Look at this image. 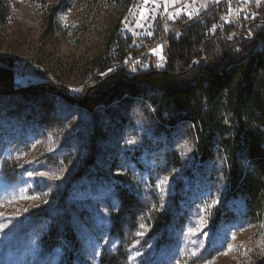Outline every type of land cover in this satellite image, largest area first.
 Instances as JSON below:
<instances>
[{
  "label": "rangeland",
  "instance_id": "1",
  "mask_svg": "<svg viewBox=\"0 0 264 264\" xmlns=\"http://www.w3.org/2000/svg\"><path fill=\"white\" fill-rule=\"evenodd\" d=\"M163 1V32L193 19L170 21L189 0ZM128 10L125 1L0 0V59L14 62L17 87L0 95V264H58L66 247L47 242L54 229L78 242L76 264H100L117 246L109 230L119 177L174 214L167 237L144 233L130 249L135 264H263L264 219L228 196L220 159L197 161L188 130L161 127L143 100L88 113L59 95L78 101L111 75L95 80L112 34L134 36L120 32ZM145 19L143 9L137 26ZM153 43L134 37L140 53L125 64L137 70L145 50L150 68L165 67L168 42Z\"/></svg>",
  "mask_w": 264,
  "mask_h": 264
},
{
  "label": "trees",
  "instance_id": "2",
  "mask_svg": "<svg viewBox=\"0 0 264 264\" xmlns=\"http://www.w3.org/2000/svg\"><path fill=\"white\" fill-rule=\"evenodd\" d=\"M108 1H125L129 13L136 0ZM145 11L143 25L149 18ZM260 14L262 24L251 28L252 38L243 34L231 38L235 28H228L226 35L210 39L209 25L184 22L180 32L167 40L165 67L147 71L128 67L125 60L140 53L132 48L134 37L151 42L160 35L162 26L159 24L155 33H134L130 39L120 36L115 40L113 33L95 80L112 72L110 76L86 88L78 101L64 86L51 89L65 91L59 95L88 113L130 100L148 103L161 127L189 131L199 163L223 162L222 179L228 196L242 199L250 218L260 222L264 219V6ZM124 26L125 21L121 33ZM15 67L12 60L0 59V95L16 92ZM115 188L117 209L112 212L109 234L117 246L113 252L105 249L99 263L135 264L130 249L144 233L149 239L167 237L174 214L164 209L156 194H137L126 178L119 177ZM50 234V245L65 241L66 252L59 256L58 264L82 260L73 237H64L58 229Z\"/></svg>",
  "mask_w": 264,
  "mask_h": 264
},
{
  "label": "built area",
  "instance_id": "3",
  "mask_svg": "<svg viewBox=\"0 0 264 264\" xmlns=\"http://www.w3.org/2000/svg\"><path fill=\"white\" fill-rule=\"evenodd\" d=\"M147 1H150L147 3ZM213 1L211 4H206L204 0H189L182 3L181 13H176L172 15L171 22H176L183 16L192 14V22H199L204 27L210 26V34L208 38H213L216 34H221V36L226 35L225 31L228 28H235V32L229 36H238V34H243L248 38H252V27L260 26L262 23L260 14V5H264V1L259 0H208ZM177 8V7H176ZM145 9L149 13L148 21L141 27H136L139 12ZM166 6L163 0H136L134 8L132 9V14L125 20L124 29L126 32L130 33H155L157 32V27L164 25L165 29L169 21L166 18ZM180 12V9H179ZM181 29L176 32L169 34L168 32H161L158 37L154 40L151 39V43L154 41V46L158 43L167 41L171 36H175L180 32ZM235 37V38H236ZM234 40V39H232ZM141 52V60L138 61L137 67L140 70L147 71L150 69L151 65L147 63V54ZM163 59H165V54H163ZM128 63V62H126ZM149 65V66H148Z\"/></svg>",
  "mask_w": 264,
  "mask_h": 264
},
{
  "label": "crops",
  "instance_id": "4",
  "mask_svg": "<svg viewBox=\"0 0 264 264\" xmlns=\"http://www.w3.org/2000/svg\"><path fill=\"white\" fill-rule=\"evenodd\" d=\"M177 9H178V10H177V12H178V11H179V7H177ZM169 12H170L171 15H172V13H173V7H170V8H169Z\"/></svg>",
  "mask_w": 264,
  "mask_h": 264
},
{
  "label": "snow or ice",
  "instance_id": "5",
  "mask_svg": "<svg viewBox=\"0 0 264 264\" xmlns=\"http://www.w3.org/2000/svg\"><path fill=\"white\" fill-rule=\"evenodd\" d=\"M257 2H259V0H257ZM134 140H129L128 143H134ZM233 239H235V236L233 237Z\"/></svg>",
  "mask_w": 264,
  "mask_h": 264
},
{
  "label": "bare ground",
  "instance_id": "6",
  "mask_svg": "<svg viewBox=\"0 0 264 264\" xmlns=\"http://www.w3.org/2000/svg\"><path fill=\"white\" fill-rule=\"evenodd\" d=\"M135 3H136V1H135ZM135 5V4H134ZM133 8H134V6H133ZM132 14V11L130 10V14H129V16L128 17H130V15ZM186 24V23H185ZM182 29V28H181ZM254 33V32H253ZM208 43V42H207ZM205 59V58H204Z\"/></svg>",
  "mask_w": 264,
  "mask_h": 264
}]
</instances>
